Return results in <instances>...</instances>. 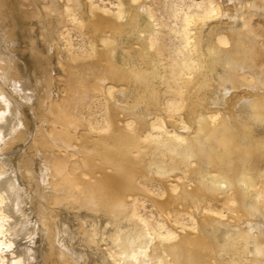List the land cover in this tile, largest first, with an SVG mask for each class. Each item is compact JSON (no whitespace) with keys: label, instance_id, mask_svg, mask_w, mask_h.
<instances>
[{"label":"bare ground","instance_id":"1","mask_svg":"<svg viewBox=\"0 0 264 264\" xmlns=\"http://www.w3.org/2000/svg\"><path fill=\"white\" fill-rule=\"evenodd\" d=\"M208 5L184 17L174 77L148 0H0V264H264V42L244 26L264 4ZM72 26L87 57L65 47Z\"/></svg>","mask_w":264,"mask_h":264},{"label":"rangeland","instance_id":"2","mask_svg":"<svg viewBox=\"0 0 264 264\" xmlns=\"http://www.w3.org/2000/svg\"><path fill=\"white\" fill-rule=\"evenodd\" d=\"M261 1L264 4V0ZM92 2L99 8L114 14L117 13L120 8V0H92ZM208 3L209 0H148L151 15L156 23V30L154 32L155 44L161 53V61L165 71L168 70L174 77H177L180 72L186 69L190 57L183 39L185 29L184 17L186 15H203L205 9L209 7ZM248 14L245 16L247 20L244 18V26H247L245 27L246 30L254 39L264 42V14L258 12H250ZM79 31L80 30L74 26L68 31H64V44L66 48L68 47L67 51L70 55L84 58L93 52V46H91L92 44L89 42V37L82 31ZM66 32H70L67 34V37ZM261 61L260 81L263 80L261 83L264 85V58ZM165 74L167 75L168 73ZM89 106L86 114V123L87 125L90 123L89 125L91 126L88 128L95 132L106 129V107L102 97H93ZM8 155L9 154H4L3 157H9L11 153L9 156ZM143 181H145L144 184ZM146 181L145 179L138 180L140 184L146 187V190H150V192L155 195H161L162 186L158 182L152 181V183L150 180ZM137 196H139V198ZM137 196V202L135 200V203L138 204V206H135L137 207L138 214L140 213L139 215H141L142 218L146 219L151 224L153 223L152 225L154 226L162 222L163 219L160 217L157 209L155 210L150 198H147L145 194H138ZM224 213L226 212L224 211ZM188 219L189 218L184 215L178 217L179 221L185 224L188 223L187 225L190 226L191 221Z\"/></svg>","mask_w":264,"mask_h":264}]
</instances>
